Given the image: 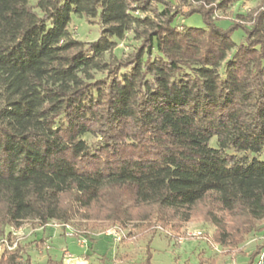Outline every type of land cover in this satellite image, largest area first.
Segmentation results:
<instances>
[{"label": "trees", "instance_id": "obj_1", "mask_svg": "<svg viewBox=\"0 0 264 264\" xmlns=\"http://www.w3.org/2000/svg\"><path fill=\"white\" fill-rule=\"evenodd\" d=\"M180 1L186 14L166 0H0V239L56 223L94 243L89 220L176 239L202 204L212 244L264 235V162L237 156L264 151V0ZM214 9L246 24L222 29ZM193 14L203 29L173 24ZM72 15L97 24V40H77ZM42 243L3 250L0 264H30Z\"/></svg>", "mask_w": 264, "mask_h": 264}, {"label": "rangeland", "instance_id": "obj_2", "mask_svg": "<svg viewBox=\"0 0 264 264\" xmlns=\"http://www.w3.org/2000/svg\"><path fill=\"white\" fill-rule=\"evenodd\" d=\"M34 2L35 0H31L32 4ZM166 2L179 7L182 14H186L190 9L188 5L181 3L180 0H166ZM217 2L218 1L216 0L214 3ZM234 9L241 13H252L257 9V4L244 3L241 5L239 3ZM234 9L227 10L224 13L214 9L213 19L217 20L216 24L218 27L228 30L231 27L232 21L238 25L246 24L239 19L232 18L233 16L231 12H233ZM173 24L183 28H204L202 17L199 14H193L187 17L178 16ZM70 31L77 40L85 43L97 40L100 34V28L97 24L88 23L84 18H79L75 15L71 16ZM230 37L233 42L238 44L243 40V33L241 30L236 29L231 32ZM129 44H131L129 41L120 43L118 48L109 58L112 60V56L120 57L125 55L129 50ZM209 146L212 148L215 147L214 139L210 141ZM244 155H246L248 162L253 159L264 162V151L258 154H237L238 157ZM206 210L204 204L199 205L195 209L193 218L189 222L174 224L173 226H175L178 231L182 232V235L176 239L170 237L171 235L168 232L161 230V228L153 227L149 222L136 221L125 225H111L108 222L103 223L94 220L82 222L84 225H82L83 227H81V231L87 229L91 230L94 235H101L100 237H94V243L85 240L83 237H75L74 235L72 238L61 236L53 237L54 239L46 244L48 249H46L45 246L41 249L31 248L32 250L28 253L30 264H41L43 260H46L48 255L56 260H62L65 264L66 259L64 258V252H67L68 255L73 258V256L80 254L82 251L89 250V246H92V251L96 254L104 255L107 256L108 259H111L114 257L115 243L111 238L105 237L103 234L106 230L113 227L120 229L125 235V238L121 240L122 242L120 241L116 244V248L130 252L133 258H137V263L209 264L210 260H215L214 264H249L250 257L255 250L254 244L260 237L259 234L246 235L242 237V239H237L238 241L242 240L244 242L235 248H221L214 245L210 238L213 236L215 230L211 224L205 221ZM210 211H212V209H210ZM218 216L221 215L218 214ZM71 225L68 226L74 231V234H80V232L76 231L74 228L76 226ZM47 228L48 227H45L44 229ZM35 230L28 226H24L22 228L24 239H22L20 243H28V237L34 234L35 232L33 231ZM154 230L157 231L153 234L152 231ZM8 231H10V229H8ZM193 231L201 232L202 237L200 239H186L183 242L178 243L177 240L185 239L186 234ZM239 237L237 236V238ZM78 240L84 242L81 246L82 249L79 248ZM232 241H234V238ZM38 250H40L39 252L41 256L39 255Z\"/></svg>", "mask_w": 264, "mask_h": 264}, {"label": "built area", "instance_id": "obj_3", "mask_svg": "<svg viewBox=\"0 0 264 264\" xmlns=\"http://www.w3.org/2000/svg\"><path fill=\"white\" fill-rule=\"evenodd\" d=\"M45 227L53 228V229H62L63 235L66 238H72L74 235V231L68 225H58L56 223L46 224L45 226H43V227H41L38 230H35L33 232L43 231ZM22 228L23 227L16 228V229H10L9 236L0 239V252L3 250L12 251L17 247V245L20 243V241L22 239H24V236L22 233ZM103 235L105 237L111 238L114 243H119L122 239L125 238V235L123 234V232L116 227H113V228L106 230ZM201 237H202L201 232L193 231V232H188L186 234L185 239H180L177 241H178V243H181L186 239H200ZM259 242H260L261 250H260V252H259V254H258V256H257V258L253 264H264V235H262L259 238ZM78 244H79V246H82L84 244V242H81L78 240ZM45 248L48 249L47 246H45ZM64 258L66 259L65 264H70L74 261V259L71 258L68 255V253H64Z\"/></svg>", "mask_w": 264, "mask_h": 264}, {"label": "crops", "instance_id": "obj_4", "mask_svg": "<svg viewBox=\"0 0 264 264\" xmlns=\"http://www.w3.org/2000/svg\"><path fill=\"white\" fill-rule=\"evenodd\" d=\"M44 230L40 231V232L36 231L34 234L30 235L28 237V241L29 242L42 241L43 242L42 248H43V246H46V244H48L50 241H52V239H54L53 237H57V236L58 237L59 236L64 237L63 231L61 229L47 228ZM114 245H115L114 257L111 258V259H113V261L108 262L106 264H138L136 261L137 258L136 257L133 258L132 255L130 254V252H128L126 250H120V248L117 249L116 248L117 245L116 244H114ZM79 248H81V246ZM39 251L40 250H38V253L41 256ZM64 253H67V252H64ZM89 255H90V249L86 250V251H82L80 254L73 256L74 261L70 264H97V263H99L97 256L93 255L91 257H86ZM47 257H50V256L48 255ZM39 259H41V258H39ZM44 261L45 260H43L42 263Z\"/></svg>", "mask_w": 264, "mask_h": 264}]
</instances>
